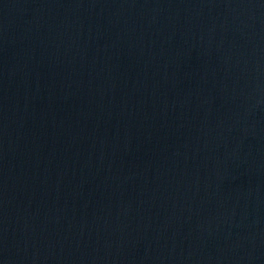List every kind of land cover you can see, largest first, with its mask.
I'll return each mask as SVG.
<instances>
[{
	"label": "water",
	"instance_id": "obj_1",
	"mask_svg": "<svg viewBox=\"0 0 264 264\" xmlns=\"http://www.w3.org/2000/svg\"><path fill=\"white\" fill-rule=\"evenodd\" d=\"M0 264H264V0H0Z\"/></svg>",
	"mask_w": 264,
	"mask_h": 264
}]
</instances>
